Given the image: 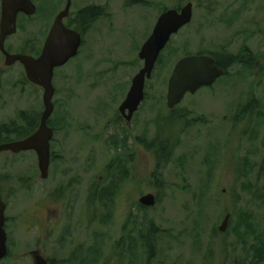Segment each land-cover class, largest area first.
<instances>
[{"label": "rangeland", "instance_id": "obj_1", "mask_svg": "<svg viewBox=\"0 0 264 264\" xmlns=\"http://www.w3.org/2000/svg\"><path fill=\"white\" fill-rule=\"evenodd\" d=\"M72 1L71 17L89 5L104 7L103 15L85 31L79 56L55 69L49 178L38 176L23 189L21 177L38 171L37 156L0 153V176H12L15 185L7 213L11 256L0 264H33L35 249L52 264H264V0ZM188 2L192 22L161 52L127 123L119 107L144 65L142 45L165 8ZM38 3L41 10L20 19L9 44L42 35L43 9L54 19L66 0ZM208 51L250 58L240 57L212 87L170 109L176 62ZM0 65V122L23 108L40 116L43 92L29 87L21 96L22 67ZM160 135L175 144L166 145L171 152L157 168L147 145ZM148 193L157 198L152 207L139 202ZM31 202L39 206V227L29 228ZM48 209L54 220L45 228ZM227 213L232 217L221 232Z\"/></svg>", "mask_w": 264, "mask_h": 264}, {"label": "water", "instance_id": "obj_2", "mask_svg": "<svg viewBox=\"0 0 264 264\" xmlns=\"http://www.w3.org/2000/svg\"><path fill=\"white\" fill-rule=\"evenodd\" d=\"M71 0L64 10L56 17L49 36L45 42L42 54L34 58L24 54H11L5 49V40L8 35L14 34L17 27V16L20 12L34 14L36 6L32 0H2V19L0 23V48L6 56L7 65L20 60L26 69L30 80L44 88L45 109L42 114L39 129L25 140L0 144V151L36 150L42 178H47L51 162V139L54 130L48 125V119L54 111L53 97L55 87L53 76L55 68L61 67L78 54L81 45V35L76 30L67 27L64 19L69 15ZM193 3L188 2L181 9L170 8L163 11L147 40L139 51L143 60V67L136 73L126 98L121 103L119 110L127 120H131L145 99L146 82L152 77L156 63L161 52L165 49L172 36L183 27L192 22ZM225 69L220 67L213 56L209 54H191L181 57L175 64L168 81L167 105L170 109L177 107L188 94H195L202 87L212 86L225 74ZM139 202L147 207L154 206L157 198L154 193L143 195ZM5 204L2 201L0 189V260L8 253V236L5 231ZM232 217L227 213L219 226L225 232ZM35 264H50L42 252L33 251Z\"/></svg>", "mask_w": 264, "mask_h": 264}, {"label": "flooded vegetation", "instance_id": "obj_3", "mask_svg": "<svg viewBox=\"0 0 264 264\" xmlns=\"http://www.w3.org/2000/svg\"><path fill=\"white\" fill-rule=\"evenodd\" d=\"M32 1H33V3L36 6V12L34 14H31V15L26 14L24 12H20L18 14V16H17L16 32L14 34L8 35L6 37V40H5V49L9 53H11V54H24V55L32 56L34 58H38L42 54L43 48L45 46V42H46V40H47V38L49 36V33L51 31L52 25H53L56 17L58 16V14L62 10L65 9V7H66V5L68 3V0H66L65 7L63 9H61L58 13H56V15L54 16V19L52 18V16L50 15V13L46 9H43V13L41 15V20H42L41 21V25H43L42 35H39V36L36 35V36H33V37L30 36L29 38H27L25 40V42H23L24 43L23 45H19V46L13 45L11 42L9 44L10 38L13 35H15L17 33V31H18V23H19L20 19L23 18L25 20H28L31 17L35 16L38 13V11L41 10V9H39L40 3H38V0H32ZM72 4H73V1L71 0L70 13L64 19V23H65V25L67 27H69L71 29H74L78 33H80V35H81V45L79 47L78 54L75 57L71 58L68 61V63L71 62L73 59H75V58H77L79 56V54L81 53L82 49L86 45V43H85L86 42V40H85V34H86V32L85 31L90 26L93 25V22L98 17H100V16L97 15L94 18L90 17V18H88L86 20L85 19L83 20L82 17H81V13L80 12L83 9H104V7H100V6H96V5L84 6V7H81L74 14V16L71 17V14H72V11H71ZM44 8H45V0H44ZM102 15H103V11H102L101 16ZM1 19H2V0H0V23H1ZM52 20H53V22H52ZM0 53H1V60H0V62L2 61L3 64H5V67L6 68H10V67L17 66V67H22V69H23L24 75L20 79L21 89L18 90V91H20L19 94H21V96L28 95L27 92H28V90H30L29 87H31L35 91L37 89L39 91H42L43 92V106H44V109H45V105H44V88L40 84H37V83L33 82L32 80H30V78L28 77V75L26 73L25 66H24V64L20 60H17L16 62H14L11 65H7V63H6V56H5L4 52L1 50V48H0ZM197 54H199V53H197ZM68 63H66L65 65H67ZM65 65H63V66H65ZM0 69H3V68H0ZM226 74L227 73L225 72V74L223 76H225ZM3 75H4V73L0 70V100H2V93H1V91L3 90V87L1 86V84H2V77H3ZM54 77H55V71H54V76H53V85L55 87ZM222 77H220V78H222ZM217 81L214 84H216ZM212 86H208V87H212ZM15 90L17 91L16 88H15ZM33 90H30V91H33ZM55 95H56V87H55L54 97H55ZM54 97H53V103H54ZM6 104H7V102L4 101V104L3 105H6ZM54 106H55V103H54ZM28 108H30V107H28ZM139 108H140V106H139ZM44 109L41 112V114L39 113L40 116L38 114H37V116L31 115V114H27V112L25 111L24 108L23 109H18V111H17L18 116L16 118H14V119L13 118H9V119H6V120L1 121L0 122V144H6V143L14 142V141L25 140L26 138L32 136L39 129V127H40L41 118H42V114L44 112ZM54 110H55V108H54ZM138 110L136 112H138ZM54 112L55 111H53V113H52L51 116H53ZM136 112L134 113V115L136 114ZM120 115H121L120 118L121 119H124L127 123H131V121L133 120V117H134V115H133V117H132L131 120H127L126 118H124V116L121 114V112H120ZM50 119H51V117L48 119V125L54 130V135H53V138H54V136L56 135V127L52 124V122L50 121ZM53 138L51 139V162H50V168L52 167V163L55 160V152L52 149V141H53ZM5 151L10 152L9 156L10 155L18 154V152H14V151H12L10 149L0 151V153L5 152ZM23 151H29V152L31 151L34 155L37 156V159H38V154H37L36 150L30 149V150H23ZM15 156H18V155H15ZM32 163L35 164L34 161L28 162V166L31 165ZM37 165H38V171L37 170H34V169H32V171H26L25 175H23L21 177V179L24 182H26V186L23 187V189H28V191H29V187H31L33 185L34 179H36L38 176H40L41 179H43V180H47L49 178L50 168H49V175H48V177L47 178H42L41 170H40V167H39V159L37 160ZM10 177L12 179V176H9V175H7V177L4 176V175H3V177L0 176L1 197H2V201L5 204V212H4L5 213V225H4V227H5V231L7 233V236H8V253H7V255L3 259H7L8 257L11 256V253H10V244H9V221H10V217L8 216L7 213L11 209V199H10V197H12V195L15 194V190L13 189V187L15 185H14L13 181L10 179ZM49 196H50V194H48L47 197L44 196V199H43V201L47 202L48 204H49V200H50L48 198ZM38 208H39L38 204H35L34 202H31V204L30 203H27V208L25 209V211H27V213H29V212L31 213V217H30L31 219H30V223H29V228H32V226L33 227H39V225H40L37 222V221H39L38 218L40 217V215H39V212L40 211H39ZM36 212H37V215H36ZM35 220H37V221L35 222ZM53 220L54 219H51V211L49 209L46 210V220H45V223H44V227L45 228L46 227H49L50 226V223ZM55 225H56V223H55ZM35 250H31L29 252V254L31 255L32 259H33V251H35ZM38 251H40V250H38ZM3 259L0 260V262H2ZM48 261H49L50 264H52V262H51L50 259H48ZM33 264H35L34 263V259H33Z\"/></svg>", "mask_w": 264, "mask_h": 264}, {"label": "trees", "instance_id": "obj_4", "mask_svg": "<svg viewBox=\"0 0 264 264\" xmlns=\"http://www.w3.org/2000/svg\"><path fill=\"white\" fill-rule=\"evenodd\" d=\"M165 9H168V8H165ZM80 13H81L82 19L86 20L90 17L94 18L97 15L101 16L102 9H83ZM202 53L212 55L216 59L217 64L226 70V73H228L229 68L234 63L241 60L240 57H245V54H243V53L236 55V54H232V53H223V52H219V51H208V52H200L199 54H202ZM245 58L249 59L250 57L246 56ZM176 113H177L178 119L184 117L183 113H180V114H178V112H176ZM165 126L166 125L164 124V127ZM160 134H162V133H160ZM165 138L166 137L160 135V137H158L157 139H154L153 141H151V143H149L147 145V147L149 149L154 150V152H156V154H157V156H156L157 157V168H160L163 166V164L166 162V160L169 157L168 155L171 152V149L167 148L166 145L169 144L171 146V144H175L173 140H171L169 138H167V139H165ZM157 174H158V169L155 171L154 175L156 176Z\"/></svg>", "mask_w": 264, "mask_h": 264}]
</instances>
